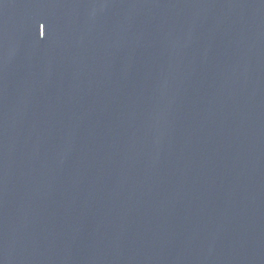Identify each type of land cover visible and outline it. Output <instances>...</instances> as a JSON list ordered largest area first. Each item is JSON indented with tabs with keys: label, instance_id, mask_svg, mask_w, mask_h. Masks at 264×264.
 Listing matches in <instances>:
<instances>
[{
	"label": "water",
	"instance_id": "95a60500",
	"mask_svg": "<svg viewBox=\"0 0 264 264\" xmlns=\"http://www.w3.org/2000/svg\"><path fill=\"white\" fill-rule=\"evenodd\" d=\"M0 264H264V0H0Z\"/></svg>",
	"mask_w": 264,
	"mask_h": 264
},
{
	"label": "snow or ice",
	"instance_id": "6c2138e0",
	"mask_svg": "<svg viewBox=\"0 0 264 264\" xmlns=\"http://www.w3.org/2000/svg\"><path fill=\"white\" fill-rule=\"evenodd\" d=\"M39 28H40V32H41V28H43V34L45 35V31H44V24H40V26H39Z\"/></svg>",
	"mask_w": 264,
	"mask_h": 264
}]
</instances>
